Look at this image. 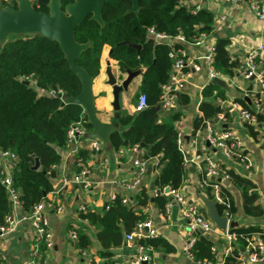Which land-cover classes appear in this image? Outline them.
I'll return each instance as SVG.
<instances>
[{"label":"trees","instance_id":"1","mask_svg":"<svg viewBox=\"0 0 264 264\" xmlns=\"http://www.w3.org/2000/svg\"><path fill=\"white\" fill-rule=\"evenodd\" d=\"M71 1L62 0L63 6ZM2 2L4 6H16L15 0ZM34 6L38 11L49 10L48 0H35ZM140 6L138 14L126 13L132 7L131 0H109L103 8L104 27L87 17L75 31L79 42L92 43L76 60L90 76L96 78L100 74L105 45L111 47L110 56L117 61L122 72L143 69L139 95H146L148 107L135 114L120 112L122 130L112 133V146L115 151H120L144 143V158L154 161L150 165L158 171L153 181L154 189L161 191L160 195L154 196L149 186L143 184L134 197V204H125L121 196H117L104 211L89 210L80 213V217L87 219L96 229L95 238L101 246L99 256L107 260L102 261V264L117 263L111 260L113 250L122 246L125 235L146 218L147 215L141 208L154 202L165 211L169 201L164 193L166 187L177 190L182 186L186 167L184 154L178 146L179 130L175 124L180 120L181 112L166 117L155 108L160 105L162 85L168 82L172 73L175 58L171 56V52L186 49V43L197 42L203 33L213 35L215 27V16L209 9L194 11L183 5L181 0H140ZM149 28L171 37L182 36L185 41H174L172 44L157 42L149 35ZM127 42L140 45V48ZM228 45V39H216L213 64L221 74L233 77L237 71H241L243 63L230 56ZM81 90L80 79L71 70L56 41L38 35L14 37L0 47V150H11L18 156L14 168V183L25 211L45 200L52 191L54 179L58 177L57 167L63 158L62 150L69 147V129L75 124H81L86 130H91L92 126L81 105H63L62 99L52 94L61 91L66 95L76 96ZM203 94L200 115L194 123V133L204 130L206 120L214 123V119L222 111L215 104L216 97H225L220 86L211 82ZM178 97L179 104L189 102L185 93H179ZM253 98L262 101L264 105V96L262 97L260 90L253 94ZM235 102L255 113L253 106L244 97H238ZM228 116L229 113L226 117ZM256 116L259 123L264 121V114L261 112L256 113ZM248 125L251 133L257 136L254 127L249 123ZM34 155L40 160L39 169L32 168L35 164ZM80 155L85 156V152L82 151ZM154 159H157V163ZM230 174L237 185L243 186L244 211L250 215H262L264 209L257 202L258 195L249 193L253 188L252 182L242 178L234 170H230ZM205 192L212 198L211 189L208 188ZM223 192L230 196L234 213L235 202L227 185L223 184ZM132 200L130 199L131 202ZM218 208L223 214V206L218 204ZM10 212L11 204L0 181V225L6 223ZM232 231L238 235V245L235 247V255L226 257L225 263H234L236 255L244 251L250 240L255 241L256 236L264 241V228L260 226L235 227ZM196 235L198 240L193 250L195 261L207 259L214 262L215 243L204 233L198 231ZM139 242L155 247L167 245L163 239L155 237ZM76 247L88 253L93 248V238L83 227L78 229Z\"/></svg>","mask_w":264,"mask_h":264},{"label":"crops","instance_id":"2","mask_svg":"<svg viewBox=\"0 0 264 264\" xmlns=\"http://www.w3.org/2000/svg\"><path fill=\"white\" fill-rule=\"evenodd\" d=\"M181 3L187 7L195 4L193 0H181ZM203 6L214 14L215 27L213 35H210L201 44H185L189 55L194 57L198 66V68L190 66L192 72L191 83L182 92L189 97V102L184 105L178 102V105L170 110H165L158 105L160 106L159 111L166 117L175 112H181V118L175 124L179 133L184 136V148L187 153L193 155L200 151L207 152L222 167L234 170L242 178L249 179L253 184V188L249 190V193L258 195L257 202L264 209V121L256 124L249 123L257 131V136L253 135L248 122L241 118L236 109L237 107L234 105V103H237L235 100L238 97H244V99L249 97L252 101L250 105L255 110L256 99L253 98V94L261 90V85L255 77L246 79L241 71H237L233 77L223 74L224 78L222 79L227 81L229 88L220 86L225 97L218 96L215 98V104L222 108L220 113L224 114L226 118V120L214 121L216 130L221 132L224 129H229L236 133L244 142L247 152L252 158L253 166L251 169H246L242 163L236 160L226 158L219 149L212 147L206 139V131L204 130H201L199 145L195 147L191 143L195 134L193 132L195 119L200 115V104L204 99L203 92L212 82L210 66L203 58L207 53L208 40L213 37H215V40L218 37L228 39L230 56L239 59L242 63H245L248 54L253 49H261L260 46H262L263 49L256 57V62L259 70L264 71V23L257 18L255 13L247 9L246 3L234 5L218 0H206ZM222 16L227 18L221 20ZM110 50L109 45L104 46L101 57V71L99 76L95 78L93 85L97 115L100 120L106 123H113L115 120L113 89L108 84L107 69L111 67L120 81L126 77V73L122 72L117 61L111 58ZM141 82L142 75L140 74L131 82L128 90L122 91L120 94V112L136 113L134 104L140 93ZM219 99L223 102H219ZM238 105L241 106L239 103ZM259 112L264 114V105ZM227 113H229L228 117H226ZM125 150V153L121 154L119 151H115L114 148L112 152H109L104 147L103 153L96 155L91 151L87 140H82L78 145L62 150L63 158L61 164L57 167L58 177L54 179V186L56 184L60 186L63 176L72 177L82 168L78 163V157H81L84 165L89 169V178L93 182V187L91 191H85L79 185L70 184L59 192L53 191L48 194V199L63 204L65 210L62 213L51 211L48 214L50 226L54 233V245L50 250L43 252L38 264H87V258L80 254L69 236L72 229L81 227L93 238V248L90 253L100 261H107L99 256L101 246L95 238L96 229L90 223H81L78 220L77 210L80 204H86L90 211H104L114 200V197L117 196H128L129 200L133 199L132 202L130 201L131 204L136 203L134 193L124 186V181H130L134 177V160L138 157V154L128 148ZM82 151L85 152V156L80 155ZM106 157H108V162L104 164L103 160ZM185 167L184 181L179 189L191 202L193 201L200 206V194L208 197L200 187V171L193 166ZM157 174L158 171L152 167L151 172L146 173L141 185L146 184L150 188L151 184H154L153 181ZM224 183L227 184L233 195L236 210L233 213L232 220L238 222L237 227L260 226L264 228V213L255 216L244 211L243 186L241 184L237 185L233 180ZM151 191L153 192L154 189ZM167 196L169 197V203L172 201V197ZM140 210H143L152 219L153 226L158 232L155 238L163 239L167 243L166 246H152L151 254L154 264H200L188 258L185 253L184 247L189 238L190 228L189 222L182 214V207L179 203L174 202L172 207L170 206L168 209L166 205V209L163 211L152 202ZM201 210L208 215L205 208ZM206 236H209L215 243L216 259L213 264H224L227 241L216 234H206ZM33 238V230L28 222L15 228L10 234L0 239V261L4 259L9 264H26L30 258L29 252ZM236 244L238 245V243L234 244L235 247ZM136 251L135 245H130L125 239L122 246L113 250L114 256L111 260L117 262L116 264H128L131 256ZM253 264H264V260Z\"/></svg>","mask_w":264,"mask_h":264},{"label":"built area","instance_id":"3","mask_svg":"<svg viewBox=\"0 0 264 264\" xmlns=\"http://www.w3.org/2000/svg\"><path fill=\"white\" fill-rule=\"evenodd\" d=\"M195 4L190 6L197 11L204 8V3L206 0H193ZM224 3H231L234 5H242L246 3V7L252 13H255L257 18L264 23V0H218ZM227 17L222 16L221 20H225ZM149 35L154 38L155 41H166L172 44L174 41H184V37L176 36L171 37L165 33L158 32L154 28L148 29ZM210 35L201 34L196 44H201ZM253 49L248 57L243 63L241 73L244 78L251 79L252 77L256 78L260 83V91L262 97L264 96V71L259 70L258 64L256 62V57L261 53L263 49ZM216 49V40L215 37L208 40L207 53L203 57L210 66V78L214 77L224 78V75L218 72L214 68V54ZM171 56H174L175 60L173 63L172 73L167 83L162 85L161 101L160 106L165 110H170L175 108L178 105V94L182 93L184 89L191 83L190 79L192 72L190 66L193 68H198L194 57L189 55L187 49L181 48L176 52L172 51ZM200 58V57H199ZM62 93L61 91L52 92L53 95ZM219 102H223L219 99ZM237 107L241 118L251 124L258 123V118L256 113L259 112L260 108L263 106L262 101H255V113L250 110L239 106L238 103H234ZM148 107L147 97L145 94H140L134 104V111L140 112ZM234 107V106H233ZM235 108V107H234ZM219 119L226 120L224 114L219 113ZM86 130L81 124L73 125L68 131V143L69 147L76 146L82 140H87L91 151L96 155H101L104 151L103 142L99 138H80L79 136L86 133ZM204 131H206V139L212 147L219 149L226 158L236 160L242 163L246 169H251L253 166L252 158L249 156L244 142L236 135L233 130L224 129L221 132L217 131L214 123L210 120L205 121ZM202 131H197L191 141L192 145L197 147L200 142V135ZM178 146L181 152L184 154V164L185 166H193L200 171L201 182L200 187L204 192L206 189H211L212 198L216 201L217 204L223 206V215L228 217V227L224 231L217 226L210 217H208L204 212H202L200 206L191 202L188 197L181 192L180 189L172 190L168 193H164L172 197V201L167 204V209L174 202L179 203L182 207V214L189 222V238L186 241L184 250L188 258L195 261L194 258V247L198 240L196 235L197 231H203L204 234H216L219 237L227 241L226 257L234 256L235 254V243L238 239L236 232H233L230 229L229 224L232 220L233 211L232 201L230 196L223 192L224 182L232 180L230 169L222 167L215 158L204 151L196 152L193 155H189L184 148V136L179 133L178 135ZM67 148V149H68ZM126 148L121 149L119 152L121 154L125 153ZM130 151L138 154V157L134 160L135 175L130 181H124V186L135 196L139 193V188L142 184L144 177L148 171L149 166L152 161L151 159H145V151L142 146L135 145L128 148ZM18 156L15 152L11 150H0V181L6 189L8 200L11 204V212L6 217V223L0 225V239L4 236L10 234L15 228L22 225L23 223L28 222L33 230V242L31 244L29 252V260L26 264H38L39 258L42 256L43 251L50 250L54 245V233L51 229L50 222L48 219V214L53 211L57 213H62L65 210L63 204L55 202L48 197L33 205L29 211H25L23 203L20 199V194L14 183V168L17 163ZM155 160V159H154ZM104 164L108 162V157L104 158ZM157 163V159L155 160ZM78 163L82 168L74 174L72 177L63 176L60 181V186L57 184L54 186L51 192L61 191L64 187L70 184H76L81 186L85 191H91L93 187V182L89 178V169L84 165V161L81 157H78ZM152 164V163H151ZM161 194V191L154 189L153 195L158 196ZM116 197H114L115 199ZM122 202L125 204L130 203L128 196H123ZM89 209L86 204H80L78 207V220L81 223H89L87 219L80 217L81 212H88ZM158 234L157 230L153 226L152 219L149 216L142 221H139L135 229L125 235L126 241L130 245H135L136 252L131 256L128 264H154V260L151 254L153 249L152 246L140 243L139 241L148 237H156ZM70 240L76 246L78 241V229L74 228L70 232ZM78 249V248H77ZM79 250V249H78ZM215 247L213 251H215ZM80 254L84 255L87 258V264H102V261L96 259L91 253L80 251ZM236 261L234 263H225L224 264H253L259 263L264 260V241L260 239L259 236L255 237V241L250 240L246 245L243 252L239 253L235 257ZM46 262V261H45ZM200 264H213L209 260L198 261ZM0 264H9L4 259L0 261Z\"/></svg>","mask_w":264,"mask_h":264},{"label":"water","instance_id":"4","mask_svg":"<svg viewBox=\"0 0 264 264\" xmlns=\"http://www.w3.org/2000/svg\"><path fill=\"white\" fill-rule=\"evenodd\" d=\"M108 1L109 0H72L63 6L62 0H48L49 10L38 11L34 6L35 0H15L16 6H4L2 0H0V47L10 38L14 37L38 35L56 41L63 51L71 70L80 79L82 84V90L76 96H69L64 93H58L56 96L62 99L63 105L76 103L82 106L84 115L87 117L92 127L90 131H87L79 137L99 138L103 142L104 147L107 148L109 152H112L111 135L115 131L122 130L119 121L121 109L120 94L122 91L129 89L131 82L141 74L143 69L125 72L126 77L121 81L113 73L111 67L107 69L108 84H110L113 89L115 120L113 123L103 122L97 115L96 97L93 92L95 78L90 76L83 66L76 63V60L92 43L91 41L81 43L76 39L75 35L76 27L87 17L97 21L102 27L105 26L103 8ZM131 1L132 7L128 9L126 13L135 12L138 14L141 8L140 0ZM127 43L140 48V45H135L130 42ZM111 51L112 49L110 52ZM212 83L227 89L229 88L227 81L219 77H214ZM246 101L249 104L252 102L249 97H246ZM155 109L159 111L160 106H156ZM214 121L218 122L219 118L216 117ZM141 146L145 147V144L142 143ZM34 158L35 164L32 168L39 169L40 160L35 155ZM151 169L152 167L149 166L147 172L150 173ZM150 189H154V184H151ZM169 191L170 187H166L165 192L168 193ZM199 199L200 208H205L211 220L219 226L220 229L225 231L228 227V217L220 212L216 201L204 194H200ZM237 226V221H230V229ZM201 232L203 233V231Z\"/></svg>","mask_w":264,"mask_h":264}]
</instances>
